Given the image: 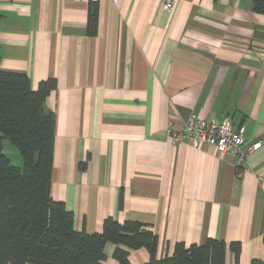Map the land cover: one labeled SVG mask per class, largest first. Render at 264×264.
<instances>
[{
	"label": "crops",
	"instance_id": "0c3cea01",
	"mask_svg": "<svg viewBox=\"0 0 264 264\" xmlns=\"http://www.w3.org/2000/svg\"><path fill=\"white\" fill-rule=\"evenodd\" d=\"M0 0V69L56 84L52 194L75 227L143 223L157 257L178 242H240L226 264H264V14L252 0ZM263 140L240 175L208 143L174 144L190 116ZM117 245L107 242V264ZM128 249L143 264L145 248Z\"/></svg>",
	"mask_w": 264,
	"mask_h": 264
},
{
	"label": "trees",
	"instance_id": "16d2710c",
	"mask_svg": "<svg viewBox=\"0 0 264 264\" xmlns=\"http://www.w3.org/2000/svg\"><path fill=\"white\" fill-rule=\"evenodd\" d=\"M252 2L264 14V0ZM55 84L49 78L34 89L26 73L0 69V264H107V242L117 245L119 264H131L123 246L145 248L143 264H226L228 248L238 257L240 242L228 247L210 238L178 242L172 255L158 258V235L135 220L107 217L101 232L76 229L73 211L52 194L56 117L44 103ZM4 138L19 149L22 166L4 152Z\"/></svg>",
	"mask_w": 264,
	"mask_h": 264
},
{
	"label": "built area",
	"instance_id": "2783aa9c",
	"mask_svg": "<svg viewBox=\"0 0 264 264\" xmlns=\"http://www.w3.org/2000/svg\"><path fill=\"white\" fill-rule=\"evenodd\" d=\"M90 1L98 2L100 0ZM113 1L117 2L118 0ZM175 2L176 0H166L165 7L172 10ZM171 135L174 144L184 141L193 145L208 143L218 153L235 156L239 175L249 169L248 156L263 145L262 139L246 143L242 133L233 126L230 118H226L222 122H215L192 115L182 128L173 129Z\"/></svg>",
	"mask_w": 264,
	"mask_h": 264
},
{
	"label": "rangeland",
	"instance_id": "374dc122",
	"mask_svg": "<svg viewBox=\"0 0 264 264\" xmlns=\"http://www.w3.org/2000/svg\"><path fill=\"white\" fill-rule=\"evenodd\" d=\"M3 150L9 156L12 163L18 166L23 165V158L19 149L8 139H3Z\"/></svg>",
	"mask_w": 264,
	"mask_h": 264
}]
</instances>
